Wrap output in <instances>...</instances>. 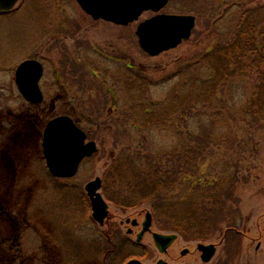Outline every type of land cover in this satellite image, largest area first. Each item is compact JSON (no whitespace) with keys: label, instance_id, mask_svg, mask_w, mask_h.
<instances>
[{"label":"rangeland","instance_id":"1","mask_svg":"<svg viewBox=\"0 0 264 264\" xmlns=\"http://www.w3.org/2000/svg\"><path fill=\"white\" fill-rule=\"evenodd\" d=\"M235 2L264 5V0H169L161 12L193 14L196 26L188 39L157 55L143 50L136 34L139 22L155 14L151 10L122 25L92 17L77 0H19L11 12L0 15V264H98L95 261L105 253L97 252L95 260L91 245L115 225L111 231L117 234V249L102 264H125L132 257L150 264H264V120L247 121L240 111L254 88L256 72L237 78L234 88L221 85L217 95L193 100L180 114L178 108L166 124L144 127L137 121L144 108L158 109L163 117L165 106L179 107V100L199 92L200 79L194 83L193 78L208 76L210 70L202 61L194 64L218 42V30L227 26ZM55 40L59 48L53 47ZM76 41L86 46L82 56L89 59L88 76L56 77L59 53L63 55L67 44L74 51ZM36 54L47 64L41 81L46 98L39 105L11 88L16 65ZM53 100L55 109L50 105ZM216 106L235 108L234 115L215 118ZM61 113L78 119L91 132L98 151L82 162L72 179L52 181L45 169L42 130L49 118ZM203 134H209L206 143L196 144ZM187 143L202 153L195 160L197 168L183 172L173 188L161 191L166 207L153 214L141 245L139 227L121 224V219L144 220L152 211L151 200L125 207L105 196L106 224L92 218L85 185L103 177L122 151L133 155L150 150L164 157L165 151ZM214 186L222 188L211 221L177 229L179 212L200 203L209 196L203 188ZM37 205L49 222L27 220L24 207ZM128 227L134 232L128 233ZM153 232L174 236L165 251ZM200 243L215 245L210 260H204Z\"/></svg>","mask_w":264,"mask_h":264},{"label":"trees","instance_id":"2","mask_svg":"<svg viewBox=\"0 0 264 264\" xmlns=\"http://www.w3.org/2000/svg\"><path fill=\"white\" fill-rule=\"evenodd\" d=\"M234 5L237 8L231 13V18L227 19V26L225 25L223 29L218 30L220 37L218 42L212 49L201 56L200 61L194 64L197 65L199 63L198 66H200L202 61V64L206 63L210 70L208 76H196V78H193L194 83H197L198 79H200V82L197 83L201 86L199 92L192 95L193 99L179 100V107L165 106L162 110L164 112L163 117H160L158 113L160 110L158 109H153L152 107L144 108V110H141V116L137 112L139 115L138 125L148 127L155 123L166 124L170 117L177 112L178 108L180 114L181 111H185L186 105L193 103V100L197 103L206 95H217V89L221 85L233 86L234 88L237 78H249L255 72L257 77L254 81V88L244 109L240 111L242 115L244 114V118L247 121L258 123L264 120V5L252 7L245 6L241 2H235ZM197 96L199 97L197 98ZM210 98H206L205 101H210ZM149 104L156 105V103ZM234 111L235 108L216 106L213 115L215 118H224L228 115H234ZM208 136L209 134H203L201 139L198 137L196 139L198 143L196 144L206 143ZM197 148V146H192L188 143L179 145L172 152L165 151L164 157L162 154L150 150L138 151L133 155L122 151L118 158L109 166L105 172L106 174L104 173L103 191L105 196L110 201L125 207H136L145 200H151L152 213H160L166 207L160 200L164 198L161 191L173 188L177 183L178 176L180 178L183 172L192 173L195 171L197 168L195 160L202 154ZM221 188L220 186L203 188L205 189V194L207 193L209 196L205 195V199L201 200L200 203L191 204L186 213L179 212L180 218L175 221L177 229L180 227L182 229L185 227L186 229L194 221L202 223L211 221L209 216L220 203V197L217 194ZM169 201L171 202V200ZM24 208L28 221L44 220L43 222L45 223L49 222L46 213L42 212L38 205L32 209H29V206ZM167 209L172 212L173 216L175 215L170 205L167 206ZM86 221L92 222L88 216ZM180 221H183L182 226ZM205 226H207L206 223ZM114 227L117 226L115 225ZM114 227L108 229L110 233L104 232L101 235L102 241L103 239L108 241L105 246L111 245L110 251L103 245L101 240L98 241L96 239L93 242L97 244L98 253H105L104 255L100 254V259L96 260L97 256L94 258L98 264H102L101 262L103 261L105 263L106 256L113 254L117 249V242L114 239L117 234L111 231V229H117ZM94 244L91 245L92 249H94ZM95 252L96 250L92 253ZM67 257L70 258V256ZM89 262H78V264H92Z\"/></svg>","mask_w":264,"mask_h":264},{"label":"water","instance_id":"3","mask_svg":"<svg viewBox=\"0 0 264 264\" xmlns=\"http://www.w3.org/2000/svg\"><path fill=\"white\" fill-rule=\"evenodd\" d=\"M79 4L94 18H103L117 24H128L138 20L144 11L152 10L155 15L141 21L136 30L138 41L143 50L157 55L176 47L184 39H188L196 25L193 14H172L160 12L169 0H77ZM17 0H0V10L11 9ZM42 64L35 60L22 62L16 71V80L29 100L41 102L43 93L38 85L42 75ZM24 86L27 87L24 88ZM87 134L69 115H60L51 119L43 134V151L47 165L55 176L72 177L76 175L81 161L98 151L94 140L86 141ZM102 178L100 176L88 181L85 190L90 198L92 216L103 224L109 215V204L101 193ZM130 221V219H127ZM137 224V219H133ZM152 223L151 212L146 213L144 229ZM160 248L165 249L174 239L173 235L155 234ZM204 260H210L215 253L214 244H201ZM126 264H147L139 259H131Z\"/></svg>","mask_w":264,"mask_h":264},{"label":"flooded vegetation","instance_id":"4","mask_svg":"<svg viewBox=\"0 0 264 264\" xmlns=\"http://www.w3.org/2000/svg\"><path fill=\"white\" fill-rule=\"evenodd\" d=\"M14 9V7L13 8H11V9H9V10H0V15H2V14H6V13H9V12H11L12 10ZM71 39V38H70ZM73 40H82V39H80V38H77V37H75ZM76 42H78V41H76ZM58 44H59V42H57V40H55V43H53V47H55V48H59V46H58ZM78 46L76 47L75 46V50L73 51L72 50V48H71V46L69 45V44H67V45H65V46H63V48L65 49L67 46H68V48H66L65 49V51L63 52V55L61 54L62 53V51H61V53H59V55L62 57L61 59L59 58V60H58V62H57V64L56 63H54V73H55V75H56V77H57V75L60 77V76H67L68 78L69 77H71L72 75L74 76H80V77H84V76H88V69H87V66H88V58H84L82 55H83V53H82V51H85L86 49V46H84V45H82V44H80L79 42H78V44H77ZM61 50H62V48H61ZM31 59H35V60H37V61H39L41 64H42V67H43V71H42V75H41V77H40V79H39V81H38V85H39V87H40V89H41V91H42V93H43V100L41 101V102H34V101H32V100H29V99H27L26 97H25V95H23V92H22V90H21V88H20V86H19V84H18V82H17V80H16V71H17V67L19 66V64H21L22 62H24V61H26V60H31ZM133 67V65H130V64H128V68L129 69H131ZM96 70V69H95ZM93 71V73H94V75L97 73L96 71ZM46 72H47V64H46V62H45V59L43 58V57H41L39 54H36V55H33V56H31V57H27V58H24V59H22L19 63H18V65H16V67H15V69H14V75H13V78H12V80H11V83H12V85H11V88H14L15 90H17V91H19V93L22 95V97H24V99L25 100H27L29 103H31V104H36V105H39V104H43V103H45V98H46V94H45V90L43 89V84H42V79H43V77H44V75L46 74ZM24 88H26L27 89V87L26 86H24ZM1 92H3V85H2V83H1V80H0V94H1ZM51 105V107L53 108V109H55L56 108V103H55V101L53 100L52 101V103L50 104ZM63 114H67V113H61V114H55L54 116H52L51 118H49L46 122H45V124L43 125V130H42V140H43V133H44V130H45V128H46V125L48 124V122L52 119V118H54V117H56V116H58V115H63ZM70 115V114H69ZM73 117V116H72ZM73 119H74V121L76 122V124L79 126V127H81L85 132H86V134H87V140H95L94 138H93V136H92V134H91V132L88 130V129H86V127L84 126V125H82V123H80L79 121H78V119H76V118H74L73 117ZM41 146H42V143H41ZM42 152H43V146H42ZM44 155V154H43ZM85 160V159H84ZM83 160V161H84ZM44 163H45V169H46V171L48 172V177L50 178V179H52V181L54 180V181H62V180H69V179H71V178H57V177H54V176H51L50 175V173H49V170H48V168H47V165H46V161H44ZM3 179H5V175L3 176ZM65 182V181H64ZM129 218V217H128ZM153 219H154V217H153ZM144 220H145V218H144ZM144 220H139L138 219V222H137V224H135V225H132L131 223L132 222H127L126 220H123V219H121V224H129V225H132V226H137V227H139V230H138V240H137V244H139V245H141V239H142V237H143V235H144V233L145 232H148L149 230H151V228H148L146 231H144V232H142L143 231V228H144ZM128 233H133L134 232V229L133 228H131V227H128ZM155 233H157V232H153V235L155 234ZM131 242H134V240H130ZM97 246H96V248L94 247V249H91V252H93L94 250H96V255H95V257L97 256ZM85 253H87V250H86V252ZM94 257V258H95Z\"/></svg>","mask_w":264,"mask_h":264}]
</instances>
